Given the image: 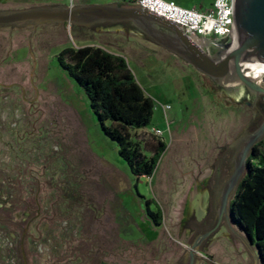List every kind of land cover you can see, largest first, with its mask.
Instances as JSON below:
<instances>
[{"label":"rangeland","instance_id":"374dc122","mask_svg":"<svg viewBox=\"0 0 264 264\" xmlns=\"http://www.w3.org/2000/svg\"><path fill=\"white\" fill-rule=\"evenodd\" d=\"M173 1L185 8L214 2ZM97 4L129 7L113 0H0V15ZM82 46L120 52L159 106L151 126L166 129L161 106L170 105L163 137L131 132L147 158L159 142L166 145L152 177L134 179L85 90L60 68L59 52ZM231 97L240 100L126 22L0 25V264H188L184 254L198 233L194 264H260L229 218L235 190L227 215L219 219L216 208L234 170L231 145L250 120L244 99ZM263 119L264 113L258 123ZM147 200L152 212L161 210L160 225L147 216ZM204 218L207 225L199 224Z\"/></svg>","mask_w":264,"mask_h":264},{"label":"water","instance_id":"95a60500","mask_svg":"<svg viewBox=\"0 0 264 264\" xmlns=\"http://www.w3.org/2000/svg\"><path fill=\"white\" fill-rule=\"evenodd\" d=\"M233 19L237 39L227 42L218 57L207 53L203 46L195 43L192 37L175 23L138 7L97 4L75 8L31 9L0 15V25L30 22L33 25L66 23L91 27L102 23L127 22L155 45L217 85L243 87L257 96H264V87L246 76L244 68V65L249 64L264 66V0H233ZM263 137L264 121L252 134L238 137L231 145L235 149L234 170L218 194L219 219L227 215L229 196L245 173L247 158L253 155L254 147ZM231 212L229 210V218ZM248 242L251 244V239ZM200 243L201 237H196L187 248L186 257L189 264H194Z\"/></svg>","mask_w":264,"mask_h":264},{"label":"trees","instance_id":"16d2710c","mask_svg":"<svg viewBox=\"0 0 264 264\" xmlns=\"http://www.w3.org/2000/svg\"><path fill=\"white\" fill-rule=\"evenodd\" d=\"M57 61L85 90L103 133L116 143L119 157L134 179L152 177L166 145L159 142L153 155L147 158L132 141L131 132L151 126L154 102L134 79L125 58L100 47L82 46L64 48ZM259 145L263 146L262 151ZM253 158H257L256 164ZM246 162L245 173L230 202V219L248 241L251 239L259 263L264 264V139ZM151 204L152 201H145L146 214L160 225L162 212L159 209L152 212Z\"/></svg>","mask_w":264,"mask_h":264},{"label":"built area","instance_id":"2783aa9c","mask_svg":"<svg viewBox=\"0 0 264 264\" xmlns=\"http://www.w3.org/2000/svg\"><path fill=\"white\" fill-rule=\"evenodd\" d=\"M119 1L129 7H138L148 10L165 20L175 23L181 27L193 40L209 43L212 41L229 42L236 41V33L233 19V0H214L212 6L206 10L196 7H181L173 0H113ZM247 74V72H246ZM264 77L258 80L261 85ZM159 106L154 103L153 111ZM166 129H168V112L170 105L161 106ZM165 130L154 126L146 127L143 130L148 135L163 137Z\"/></svg>","mask_w":264,"mask_h":264},{"label":"flooded vegetation","instance_id":"af4514ba","mask_svg":"<svg viewBox=\"0 0 264 264\" xmlns=\"http://www.w3.org/2000/svg\"><path fill=\"white\" fill-rule=\"evenodd\" d=\"M128 25H130L134 30H136L130 23H128ZM225 44L226 43L222 42V41H212V42H209V43H205L203 47H204L205 51L207 53H209L211 56L218 57V55L220 54L221 50L224 48ZM214 84L216 86L220 87L221 89L229 91L231 94H234L238 99H240V100L244 99L243 101H241V103L250 112V120L248 121V123L246 124V126L243 129L242 133L238 137H241L243 135L247 136L249 134H252L255 130H257L259 128V126L264 121V119H263L262 123H260V124L258 123V121L261 119V117L263 116V113H264V106L260 103V99L261 98L264 99V96H257V95H255L253 93L248 92L243 87H238V86H234V85H223L222 86V85H217L216 83H214ZM231 98H233V100L237 101L235 99V97H231ZM240 100L237 101V102H240ZM247 103H250L251 105L248 106ZM263 139H264V137L262 138V140ZM203 202L205 203L206 207H208L210 205L211 199L208 196L205 197V195H204L203 196ZM219 203H220L219 199L217 198L216 208H219ZM199 224L207 225V218L201 219ZM214 226H215V224H212V225L206 227L205 229H202L201 233H204V232H206L208 230H212L214 228ZM198 234H197V236H198ZM197 236H195V238ZM184 262H188V264H189V259L186 257V254H184Z\"/></svg>","mask_w":264,"mask_h":264},{"label":"bare ground","instance_id":"6f19581e","mask_svg":"<svg viewBox=\"0 0 264 264\" xmlns=\"http://www.w3.org/2000/svg\"><path fill=\"white\" fill-rule=\"evenodd\" d=\"M194 42L199 44L200 46H204V43H202L201 41L194 40ZM244 68L247 72L246 76H248L250 79L257 81L264 77V66L262 65L249 64L244 65Z\"/></svg>","mask_w":264,"mask_h":264},{"label":"crops","instance_id":"0c3cea01","mask_svg":"<svg viewBox=\"0 0 264 264\" xmlns=\"http://www.w3.org/2000/svg\"><path fill=\"white\" fill-rule=\"evenodd\" d=\"M192 7H195V6H192ZM211 7V6H210ZM210 7H202V6H197L196 8L197 9H200V10H206V9H209ZM109 52V51H108ZM110 53H112V54H115V55H119V56H121V54H120V52H110ZM150 97V96H149ZM151 98V97H150ZM152 99V98H151ZM141 130V129H140ZM237 139V138H236ZM235 139V140H236ZM234 140V141H235Z\"/></svg>","mask_w":264,"mask_h":264}]
</instances>
